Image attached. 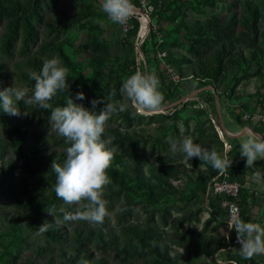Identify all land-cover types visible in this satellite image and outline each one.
<instances>
[{"label":"trees","instance_id":"16d2710c","mask_svg":"<svg viewBox=\"0 0 264 264\" xmlns=\"http://www.w3.org/2000/svg\"><path fill=\"white\" fill-rule=\"evenodd\" d=\"M183 3L152 1L150 38L141 50L146 54L151 39L157 63L164 60L179 71L182 79H192L199 87H213L220 102L226 103L229 93L221 94L219 88L231 71L239 68L234 76L237 80L239 74L250 69V65L242 68L249 64L247 58L258 67L264 65V0H198L196 10L209 8L218 12L193 30L199 40L194 58H177L171 53L160 58L166 42L162 36L153 42V37L183 14ZM134 4L142 9L139 0H134ZM95 5L101 8L99 0H0V90L15 84L33 94L35 81L28 72L42 69L45 59L58 57L69 69L67 79L71 87L53 98V108L65 105L70 96L96 114L110 100L130 104L122 97L120 88L126 76L137 71L134 61L127 59L120 64L115 60L112 65L116 67L107 72L112 61L102 37L94 39L92 57L86 64L72 59L67 51L72 30L82 18L107 17ZM143 19L140 15L133 20V28L127 31L129 38L136 40L138 34L141 38ZM155 25L160 28L155 30ZM176 34L178 29H171L167 40L175 39ZM184 64L189 65L186 72L182 69ZM87 67L90 76L84 74ZM79 92L85 93L86 98L76 99ZM162 93L170 98L171 87H163ZM32 94L27 93L25 99ZM93 99L98 101L96 105L92 104ZM207 99L216 105L211 92ZM17 107L20 115L0 109V264H217L211 260L224 242L221 235H208V226L214 223L221 229L222 224L211 217L206 220L207 227L199 232L192 226L200 220L209 181L220 171L198 157L188 162L195 168L203 165L204 170L185 169L183 154L170 150V137L183 139L178 123L187 103L170 116L157 112L145 115L130 107L107 120L104 138H110L112 143L108 147L115 149L107 170L110 183L104 191L110 216L96 225L83 219L65 220L60 211L84 210L86 201L66 204L56 195L52 165L54 161L64 163L69 143L52 127L51 109L25 101L18 102ZM241 118L242 115H236L235 120L241 123ZM205 123L209 127L204 129ZM202 124L189 135V125L185 123L186 137L204 147L214 146L223 156L224 145L214 125L208 118ZM254 131L264 135L258 128ZM240 145L229 148L227 155L233 162L225 172L232 176L237 171L260 172L262 162H255L259 169L248 167L240 154ZM198 201L200 210L190 206ZM239 201L244 207L245 221L254 216L252 206L264 203L244 189ZM177 203L186 204L187 209L175 216L172 210ZM187 226L189 229H185ZM166 227H171L170 231ZM227 258L233 260L235 256L229 254ZM241 261L239 258L238 262ZM243 263L264 264V259Z\"/></svg>","mask_w":264,"mask_h":264},{"label":"clouds","instance_id":"9594fccd","mask_svg":"<svg viewBox=\"0 0 264 264\" xmlns=\"http://www.w3.org/2000/svg\"><path fill=\"white\" fill-rule=\"evenodd\" d=\"M99 3L108 18L122 25L135 14L134 0H99ZM68 73L69 69L62 65L58 57L45 59L42 69L28 72L30 79L35 81L32 96L26 100L27 89L14 84L0 90V109L12 115H20L21 110L17 107L20 101L36 102L41 108L51 109L52 127L69 143L64 163L54 161L52 165L57 180L56 195L66 204L86 201L83 204L84 210L78 208L75 212H69L61 208L60 211L64 213L65 220L83 219L93 225L103 224L105 218L110 216L104 191L105 186L110 183L107 170L115 154V149L108 147L112 143L111 139L104 138L106 122L112 115L123 113L130 107L145 113L160 112L163 110L164 96L159 77L153 72L138 70L128 76L120 88L122 97L130 101V104L110 100L105 109L96 114L83 104L76 103L70 96L65 105L53 108V98L71 87L67 79ZM85 98L83 92L76 94V99ZM97 103V100H92L93 105ZM169 143L171 152L182 153L186 160L198 157L220 172L225 171L233 162L226 154L222 156L217 152L214 146L204 147L194 142L192 137H170ZM240 147V154L246 158L247 166L259 169L255 162L264 159V136H248L242 140ZM256 175L260 177L261 173L257 171ZM229 225L237 232L242 245L240 254L244 258L264 254V225L243 219L230 220ZM45 226L46 224L40 227L41 231Z\"/></svg>","mask_w":264,"mask_h":264},{"label":"rangeland","instance_id":"374dc122","mask_svg":"<svg viewBox=\"0 0 264 264\" xmlns=\"http://www.w3.org/2000/svg\"><path fill=\"white\" fill-rule=\"evenodd\" d=\"M142 5V10L147 13L148 15L152 12V1L153 0H139ZM198 0H183V14L180 15L173 24L165 25V28L160 32V34L153 37V42L161 40H165L166 42V50L161 53L165 54L167 57L169 53H171L174 57L181 58H194V52L196 51V46L199 44L198 40V33L195 32V35L192 33L193 30L199 26V23L205 24L207 20L211 18L212 15L216 14L218 11L203 8L201 11L196 10V2ZM96 8H99L95 5ZM135 8H138L135 6ZM99 11H103L102 8H99ZM142 16V15H141ZM140 14H135L129 18V20L125 24H119L113 22L110 18H98V17H84L82 21L77 24L71 34V40L68 47V53L70 54L72 59L77 61H82L83 63H87L92 57V46L94 39H99L100 37L103 38V46L108 48L109 61H112L109 66L106 67V71L109 72L110 69L114 66L112 65L113 61L119 60V63H124L125 60L134 61L137 67V71H144V72H153L159 77L161 91L163 87H171L172 96L170 98L167 97L166 93H163L164 102L163 105H170L173 102L181 101L186 97L188 94H193L199 90L198 96L203 97L206 96L208 92H212L210 89L209 91L201 90L197 83L192 79H182L179 71L175 68L174 71L177 73L179 78L181 79L180 82L174 87V84H170V80L167 75V66L171 64H167L164 60L159 63L156 62L157 56L154 55V47L151 44V39L148 42L146 47V54L143 53V56H140L137 51V44L139 43V34L137 39L133 40V38H129L128 32H125V28L127 27L128 31L133 28V20L135 18L139 19ZM143 31L145 32L147 22L142 24ZM180 25V26H178ZM178 26V27H177ZM155 30L160 28L159 25H155ZM176 28L178 29V34L175 35V39H168L167 34L170 32L171 29ZM150 38V34L147 36ZM85 46H87L85 48ZM249 64L242 65V68H247V65H250V69L247 71L246 74L238 75L237 80L234 76L238 73V67L231 71L229 74L225 84L219 88V92L221 94L229 93L226 97V103L224 102H215V106L213 112L218 111L223 113L224 124L229 131H240L244 128H258L264 132V125L262 124V120L260 117L256 116V112L261 109L264 112V65L262 67H258L255 62H251L249 58H247ZM188 64H184L182 69L184 72L188 69ZM260 70V72H259ZM91 70L87 67L85 68L84 74L86 76H90ZM130 76V75H129ZM128 76H126L127 78ZM162 77V78H161ZM125 78V79H126ZM161 78V79H160ZM29 95L32 92H27ZM217 94L214 91V96ZM219 95V94H218ZM30 97V96H29ZM186 111L183 112L180 116L179 120V129L181 131L182 137L188 136L185 132L184 124L188 123L189 125V135H192L194 131L203 123V120L209 117L205 113V109L200 106V102L192 97L188 99ZM212 102V100H211ZM261 103V104H260ZM215 110V111H214ZM252 114V119L249 122H238L235 120L236 115H245V114ZM263 114V113H262ZM215 118V116H214ZM210 120V119H209ZM220 123V122H219ZM203 128H208L209 126L205 123L202 124ZM153 127V126H152ZM223 135V134H222ZM219 136V135H218ZM264 136V135H263ZM231 137V136H230ZM248 136L242 137H232L233 139L229 140L231 146H235L237 144H241L243 139H246ZM238 139V140H237ZM238 152V151H237ZM236 152V153H237ZM235 153V155H236ZM154 159H152L153 161ZM262 163L260 165V177H258V181H253L251 187L255 188L256 191H262L261 195L264 196V159L260 160ZM183 165L185 169L191 170L193 172L198 170H204L205 166L195 168L193 167L188 160L183 161ZM175 184L182 185L179 182H174ZM200 201V200H199ZM197 202L195 204L192 203L190 205L194 209H199L201 207V203ZM264 202L263 200H260ZM260 205L253 210V215L257 218L258 221L262 222V218L264 217V204L259 202ZM187 209L186 204H179L177 203L176 207L172 210V214L177 216L180 215ZM199 222L193 223V230L200 231L203 228L207 227L206 220L199 217ZM259 222V223H260ZM170 226V225H169ZM171 227H166V231H170ZM189 229V226L187 228ZM222 230L219 229L214 223L209 224L208 226V235H221ZM176 248V247H173ZM2 251V250H1ZM182 252V250H178ZM174 257V253L171 252L170 254Z\"/></svg>","mask_w":264,"mask_h":264},{"label":"built area","instance_id":"2783aa9c","mask_svg":"<svg viewBox=\"0 0 264 264\" xmlns=\"http://www.w3.org/2000/svg\"><path fill=\"white\" fill-rule=\"evenodd\" d=\"M127 31L128 29L126 27L125 32ZM162 55L165 56V54ZM167 75L170 80V84L173 83L174 87H176L181 79L179 78V76L171 66H167ZM206 87L208 86H200V89L203 90V88ZM212 92L214 94L213 90ZM198 93H200L199 90L193 93L192 95L191 94L186 95V97L181 101L173 102L170 105H163V110L157 112L156 114H165L167 116H170L174 114L178 109L182 108L184 104L189 102L188 99L195 97V99L200 102V106H202V108L205 109L206 115L209 117L210 121L212 122L216 131L218 132L219 138L224 145V155L225 154L227 155V152L231 147V144L229 143L230 138L226 136L225 133H223L221 130L218 114L215 110H214L215 112H213L214 103L209 101L206 96L203 97L198 96ZM136 109L139 113L149 115L145 112H142L138 108ZM261 109L262 108L260 107L258 112H256V116L261 118L262 124L264 125V112L262 111L263 113L262 114ZM150 115H154V114H150ZM241 119L243 122H249L252 119V115L246 113L245 115L242 116ZM249 129L255 132L254 128H249ZM227 133H229L228 129H227ZM254 180L258 181L256 172L245 173L243 171H237V174L232 176L228 172L223 171L215 175L207 185L206 193L204 195V201L202 204V212L200 213V218H202L203 220L204 219L207 220L211 217H214L216 221L215 223L218 222L222 224L221 237L223 239L224 246L216 251V253L214 254L211 260V261H215L217 264H234V262L235 264H244L243 262L245 260H249L250 262L251 259H255V258H259L262 260L264 259V254L255 255L250 259L244 258L240 254L239 249L241 248L242 245L238 239L237 232L234 228H231L229 225L230 220L242 219L244 207H242V205L239 203L241 190L244 189L251 195L254 193L259 200H263L264 196L261 195L262 191H256L255 188L251 187L252 182ZM252 208L253 210L255 209L254 206H252ZM251 221L258 222L255 215L252 216ZM261 224L264 225V217L262 218ZM229 254H233L235 258L233 260L227 258ZM239 258L242 260L241 262H238ZM198 262L200 263L201 259H199Z\"/></svg>","mask_w":264,"mask_h":264},{"label":"water","instance_id":"95a60500","mask_svg":"<svg viewBox=\"0 0 264 264\" xmlns=\"http://www.w3.org/2000/svg\"><path fill=\"white\" fill-rule=\"evenodd\" d=\"M135 12H137V14H140V15H142V16H144L145 17V19H146V21H147V26H146V32H145V34L143 35V36H141V39H140V42H139V44L137 45V51H138V54L140 55V56H143V52H142V50H141V46H142V44L145 42V40H146V38H147V36H148V34H150V30H151V22H150V18H149V16L141 9V8H135ZM139 36H140V34H139ZM209 89H211V90H213V91H215V89L213 88V87H206V88H203V90H209ZM215 102L216 103H219V96H218V94H215ZM218 118H219V122H220V126H221V130H222V132L223 133H225V135L226 136H228L230 139H233L232 137H230V135H229V133H227V128H226V126H225V124H224V120H223V116H222V114H221V112L220 111H218ZM256 133V132H255ZM258 136H262V135H260L259 133H256ZM238 140V139H237Z\"/></svg>","mask_w":264,"mask_h":264},{"label":"bare ground","instance_id":"6f19581e","mask_svg":"<svg viewBox=\"0 0 264 264\" xmlns=\"http://www.w3.org/2000/svg\"><path fill=\"white\" fill-rule=\"evenodd\" d=\"M144 17V16H143ZM145 21H146V19H145V17H144V19L142 20V24L143 23H145ZM147 22V21H146ZM145 32H146V30H145ZM145 32L143 33V35L145 34ZM142 35V36H143ZM147 39V38H146ZM253 134H255V135H257L255 132H253V131H251V129H249V128H247V129H243V130H241V132L239 131H229V135L231 136V137H242V136H251V135H253ZM258 136V135H257Z\"/></svg>","mask_w":264,"mask_h":264}]
</instances>
